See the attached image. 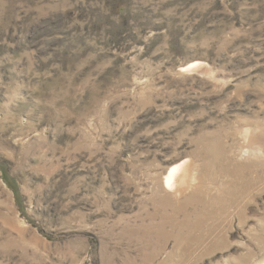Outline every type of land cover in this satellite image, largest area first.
I'll use <instances>...</instances> for the list:
<instances>
[{"label":"rangeland","instance_id":"1","mask_svg":"<svg viewBox=\"0 0 264 264\" xmlns=\"http://www.w3.org/2000/svg\"><path fill=\"white\" fill-rule=\"evenodd\" d=\"M0 264H264V0H0Z\"/></svg>","mask_w":264,"mask_h":264},{"label":"bare ground","instance_id":"2","mask_svg":"<svg viewBox=\"0 0 264 264\" xmlns=\"http://www.w3.org/2000/svg\"><path fill=\"white\" fill-rule=\"evenodd\" d=\"M181 165L182 164L176 165L175 167H173L169 171L168 175L165 178V185L166 186L171 185L173 187V185L175 183H177V181L180 179V177H181L180 175H181V172H182V169H183V166H181Z\"/></svg>","mask_w":264,"mask_h":264}]
</instances>
